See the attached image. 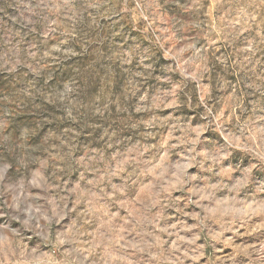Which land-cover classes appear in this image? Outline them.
<instances>
[{
    "label": "rangeland",
    "instance_id": "1",
    "mask_svg": "<svg viewBox=\"0 0 264 264\" xmlns=\"http://www.w3.org/2000/svg\"><path fill=\"white\" fill-rule=\"evenodd\" d=\"M0 264H264V0H0Z\"/></svg>",
    "mask_w": 264,
    "mask_h": 264
}]
</instances>
